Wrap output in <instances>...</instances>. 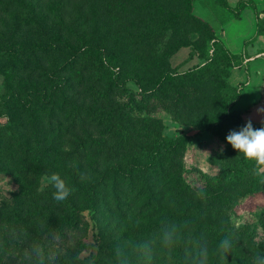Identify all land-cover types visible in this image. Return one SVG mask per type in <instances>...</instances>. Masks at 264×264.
<instances>
[{"label":"rangeland","instance_id":"1","mask_svg":"<svg viewBox=\"0 0 264 264\" xmlns=\"http://www.w3.org/2000/svg\"><path fill=\"white\" fill-rule=\"evenodd\" d=\"M18 5L32 12L34 22L13 30L11 14ZM53 35L70 39L74 49L100 44L104 53L118 57L127 82L119 87L94 82L84 61L65 66L69 53L50 60L27 54L19 63L25 64L19 74L10 73L9 67L0 71V127L19 107L12 131L30 146L6 147L11 155L0 161L13 170L0 173V264H22L23 251L33 242L44 248L43 264L66 263L73 255L82 258L89 253L93 256L83 264H200L203 246L207 264H253L257 253H263L264 184L251 192L253 166L233 150L226 136L248 118L254 127L262 126L264 115L256 109L264 106V57L251 73L244 56L236 55L226 87L212 81L189 86L173 82L166 87L176 90L165 93L159 83L166 74L203 66L221 44L195 19L187 0H0V46L44 42ZM224 110L239 111V120L233 118L220 132L194 125L215 120ZM147 119L160 123L161 135L170 142L185 137L168 162L169 169L181 170V187L187 185L188 192L178 194L168 187L165 168L153 173L135 163L144 136L139 131ZM23 164L35 167L33 177L14 171L15 165ZM240 169L249 175L203 190L205 177ZM52 173L71 189L67 201L44 204L24 194L35 185L38 192L50 191L52 198L54 189L46 182ZM80 173L90 179L81 182ZM82 185L95 193L100 215L82 198ZM12 201L20 204L24 216L42 207L65 218L75 205L82 227L71 231L63 223L61 237L39 223L16 222L2 214V206ZM186 213L190 220L176 218ZM212 223L223 231L232 229L234 254L223 261L214 240L198 242V227ZM173 226L179 239L169 250L162 234ZM102 234L108 236L109 251L103 255L98 252ZM51 252L56 253L54 262L49 260Z\"/></svg>","mask_w":264,"mask_h":264},{"label":"trees","instance_id":"2","mask_svg":"<svg viewBox=\"0 0 264 264\" xmlns=\"http://www.w3.org/2000/svg\"><path fill=\"white\" fill-rule=\"evenodd\" d=\"M219 5L222 7L231 10L235 12L236 15H239L241 10L247 6L245 1L238 2L237 6L234 9H231L225 0H216ZM192 2L193 0H187V3L189 5L190 11L192 13ZM193 15V13H192ZM194 16V15H193ZM195 17V16H194ZM197 21L205 25L214 36L215 33L212 30V28L203 20L195 17ZM34 16L32 15L31 11H27L25 6L18 5L16 7L15 12L11 14V22L13 25V30H18L20 28H24L30 24H32L34 21ZM257 31L256 36L264 35V27L261 23V21L257 20ZM255 36V37H256ZM253 37V39L255 38ZM221 43V42H220ZM217 50L213 54V56L210 58V60L204 64L203 66L198 67L195 70L171 76L170 74H166L161 82L159 83L160 86L165 87V93H168L170 90H176V87L167 88L166 86L171 84L173 82L181 83V82H187V85L190 84H199L207 81H212L215 83L218 87H226L227 81L226 79L229 77V68L231 67L230 64L232 62V59L236 58V55L231 54L223 44H220V46L216 47ZM103 47L100 46V44L95 45H85L82 47H79L78 49H74L71 46L70 39H64L62 37H58L53 35V37L48 40L46 39L43 41H35L32 44L29 43H22L20 45H8L6 47L0 46V71L6 70L7 67L10 68V73H13L14 75L19 74L21 70H24V65H20L19 63L23 61V59L26 57L27 54L38 56L41 59L44 60H50L52 58H59L66 56L67 53L71 54L70 56L66 57L65 60V66H76L81 61H84V66L89 72L90 79H93L94 82H108L113 86L119 87V85H125L127 82L126 77H124V71L119 66V60L118 57L115 54H107L102 51ZM29 56V55H27ZM15 60V64L11 65V62ZM81 59V60H80ZM7 63V66L5 64ZM117 69V70H116ZM165 83V84H164ZM114 88V87H113ZM115 89V88H114ZM14 97V96H12ZM4 99V97H2ZM10 98V97H9ZM13 99V98H12ZM8 100V97L5 99V101ZM11 100V99H10ZM9 100V101H10ZM7 101V103L9 102ZM50 101V99H49ZM46 102H43L44 105H46ZM19 107H16L14 113L15 119L20 118V114H18L17 109ZM1 114V113H0ZM14 117L10 118L5 126L0 127V161H2L4 158H7L11 155V152L6 147H30L29 145H26L27 142L24 140H20L18 135H15L14 127L16 128V120ZM177 118V117H176ZM233 118L235 120H239V111H228L225 110L223 113L218 116L215 120H201L196 121L194 125L199 130H211L214 132H220L222 131L226 125L233 123ZM113 121H110L108 124V127H110V130H114ZM257 128V127H255ZM11 129V131H10ZM141 135H144L140 140L143 142L140 148L138 149L139 157L135 160V163H137L139 168L144 169H150L153 173H158L159 170H163L165 168L166 175L168 176V187L174 191V193H186L189 191L188 186L183 184V187H181V181L179 180V174H181V170H178V172L173 170L170 166L169 169V162L168 159L174 155L176 149L178 148L176 144L179 143L180 140L184 139L185 137H176L175 142H170L166 137H163L161 135V126L160 123L157 121H151L150 119H147L143 121V125L141 126V129L139 131ZM14 139V146H10V140ZM16 139V140H15ZM4 147V148H1ZM28 149L25 150L24 154L22 155L21 159L24 161L26 159V156L28 155ZM9 167L3 166L0 163V173L1 172H13V170L8 169ZM244 168V167H243ZM34 170L35 167L33 165H15L14 171L17 172L19 175L22 176H34ZM40 170V169H39ZM123 174L122 172H120ZM33 174V175H32ZM249 175L247 171L244 169H240L238 171H227L222 172L217 177H205L204 180V188L203 190L208 189L211 186H219L221 184L223 185H231L236 182H238L240 179L246 177ZM125 176H129L125 174ZM33 182L36 180L33 179ZM253 185L251 192H254L257 190V186L259 183V177H254L253 179ZM39 183V181L37 182ZM38 188L33 186H29V188L24 192L26 196H32V198H36L38 201L43 202L46 204L47 202L52 201V198L50 197L48 192H38ZM206 195V192L203 191ZM80 193L82 195V198L85 199L90 205L91 210L96 214L100 215V204L99 200L97 199L95 193L90 190V187L88 185H82L80 188ZM2 214L5 216H8L9 219H12L16 222H36L39 223V220L43 219L46 221L47 228L50 230L51 234H57L61 237H64L65 235L62 233L63 223L68 225V227L71 229V231L79 230L80 227H82L81 224V212L79 209L76 208L75 205H71L70 211L68 215L65 218H56L53 216L52 212H49L48 209H44L42 207L35 208L34 211L28 212L27 215H23L22 211L20 209V204L16 203L15 201H12L11 203H5L2 206ZM221 216H218V219ZM179 219V221H188L192 218V216L189 215V213L182 214L180 216L176 217ZM229 225V224H227ZM206 229L207 232H203V230ZM226 231L221 230V227L215 226L214 223L210 224L206 227H198L197 229V235H198V242L199 244L203 242H207L209 240H214L218 245L222 238L224 237H230V232L232 229L228 226L227 229H224ZM207 235L205 237H200V235ZM101 237L102 240L99 241L98 246V252L99 254H108V236L106 234H102ZM204 246L200 249L203 250ZM262 250L264 253V245L262 246ZM93 253H89L85 257H76L77 255H73L72 258L66 262L62 263L59 262V264H83L85 261L90 259L93 255ZM234 254V248L232 246V249L230 253H228L227 256H231ZM232 257V256H231ZM215 264V263H214ZM248 264V263H245Z\"/></svg>","mask_w":264,"mask_h":264},{"label":"clouds","instance_id":"3","mask_svg":"<svg viewBox=\"0 0 264 264\" xmlns=\"http://www.w3.org/2000/svg\"><path fill=\"white\" fill-rule=\"evenodd\" d=\"M257 114L264 115V106L256 109ZM261 127L255 128L251 118H248L245 124L238 130H230L226 136V142L231 145L233 150L243 156L244 160L251 164L252 173L255 177H259V183L264 184V119L261 120ZM81 182L90 179L85 173H80ZM46 182L54 189L52 199L57 204H61L69 199L71 189L65 180L57 173L46 175ZM39 226L47 228L46 221L39 220ZM179 237L175 226L171 230L164 231L162 234V244L169 250L176 244ZM233 246L230 237H224L220 240L218 248L221 253L222 261L227 258ZM200 264H207L208 252L203 249L199 253ZM44 248L39 242H33L30 248L25 249L22 255V264H43ZM56 253L49 254L50 262H54ZM253 264H264V253H257L253 258Z\"/></svg>","mask_w":264,"mask_h":264},{"label":"crops","instance_id":"4","mask_svg":"<svg viewBox=\"0 0 264 264\" xmlns=\"http://www.w3.org/2000/svg\"><path fill=\"white\" fill-rule=\"evenodd\" d=\"M225 1L231 9L240 1H245L247 6L236 15L219 5L216 0H193L192 13L212 28L231 54L244 56L247 68L254 73L258 69L254 63L262 59L259 55L264 53V35L256 36L258 19L264 27V0Z\"/></svg>","mask_w":264,"mask_h":264},{"label":"built area","instance_id":"5","mask_svg":"<svg viewBox=\"0 0 264 264\" xmlns=\"http://www.w3.org/2000/svg\"><path fill=\"white\" fill-rule=\"evenodd\" d=\"M259 56H263L264 57V53L260 54Z\"/></svg>","mask_w":264,"mask_h":264}]
</instances>
